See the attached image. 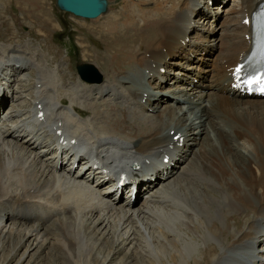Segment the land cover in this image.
<instances>
[{
    "label": "bare ground",
    "instance_id": "1",
    "mask_svg": "<svg viewBox=\"0 0 264 264\" xmlns=\"http://www.w3.org/2000/svg\"><path fill=\"white\" fill-rule=\"evenodd\" d=\"M258 1L238 0L229 10L231 14H226L229 23L221 31V56L229 64L250 47L246 37L250 26L243 19ZM19 3L32 19L44 16L46 23L51 21L46 0L37 6L29 2L30 10L23 7V1ZM158 5V12L140 9L132 32L119 27L115 11L100 22L103 27H91L104 52L96 53L85 40L83 48L86 53L95 51L107 78L104 83L93 82L84 73L86 78L78 75L83 81L101 85L66 83L63 64H57L60 72L47 69L42 51L33 48L30 41L0 45V79H7L16 100L24 96L23 82L31 80L33 88L29 107L23 101L13 103L10 121L0 125V231L11 242L13 256L26 246L20 260L28 255L33 258L50 243L56 256L84 264L105 245L116 254L134 240L138 247L142 242L151 247L152 242L170 237L175 248L181 246L178 254H174L172 244L171 253L168 246H162L170 253L172 264H250L247 259L252 256H246L250 243H259L264 237V98H245L232 88L223 65L214 80L199 82L203 88L198 99L187 91L188 95L175 104L167 100L169 95L149 91L143 102L146 89L135 87L133 79H128L133 65L150 68L153 73L148 80L154 84L159 77L168 76L159 67L169 63L170 55L186 59L188 66L176 79L188 85L196 76L208 79L213 68L211 60L198 54L196 59L190 53L206 48L210 31L201 34L205 41L183 42L189 36L188 20L196 10L201 11L197 0H168L165 4L160 0ZM203 61V68L189 66ZM32 71L35 79L30 77ZM17 73L25 77L18 87L13 84ZM163 83H158L159 87ZM199 85L194 83L190 88ZM157 93L161 100H157ZM7 95L9 91L3 92L1 104L7 103ZM154 101L156 105L170 102L157 109ZM36 104L46 110L49 127L35 120L32 111ZM164 114L176 121H163ZM167 126L186 134L183 145L172 146L173 135L166 132ZM57 128L66 138H76V150L90 152L85 164L95 157L103 170L92 166L82 170L80 162L74 164V153L69 157L60 154L52 139ZM219 140L221 147L217 148ZM191 141L199 143L197 149ZM219 151L225 153H215ZM222 155L230 157L229 161ZM122 172L130 179L145 180L135 195L124 196L126 186H115L121 178L116 176ZM138 202L142 204L135 207ZM9 218L15 221L7 228L2 221ZM100 227L102 232L98 233ZM13 238L18 239L16 244ZM108 258L102 257V264ZM161 259L158 255L149 260L161 264Z\"/></svg>",
    "mask_w": 264,
    "mask_h": 264
},
{
    "label": "rangeland",
    "instance_id": "2",
    "mask_svg": "<svg viewBox=\"0 0 264 264\" xmlns=\"http://www.w3.org/2000/svg\"><path fill=\"white\" fill-rule=\"evenodd\" d=\"M0 1L2 2V4L0 3V40L3 41L2 39H9L10 37H12L14 35V33H13L14 32L13 31L14 26L12 25V22L18 25V29L15 32H18L19 34L27 33V30H29V28H31L32 25L28 27V26H25L24 24H29V23H27V21L30 22V21L36 20V19H32L31 17L25 15L24 10L21 12L22 9L19 7V4H20L19 2L22 0H0ZM27 1H29V2L32 1V3L35 2L34 3L35 6H37L41 3V0H35V1L34 0H27ZM110 1H111V3L109 4L108 10L110 8H113V9H110L107 13L105 12L106 14L102 13L103 15L100 16L101 18L98 17V18L92 19V18L78 17V16H75L72 13H69L67 11L60 12V10L56 6L55 0H46V4L49 7V10L53 11V18H54L53 21L56 24V25H51V27L46 29L44 32V34L47 35V39L51 40L50 45L53 44V46L50 49L51 55H49L48 58H46V61H49L50 56H51L52 58L58 60L57 64H60V63L63 64L64 63L65 66H68V64H69V68H71L73 71H75L76 70V62L77 61H85L84 57H86L87 60H92V62L100 69V71H102L105 74V75L103 74V77H101L99 79V81L102 80L105 82L106 81L105 78H107L106 77L107 74L105 71H103L101 69L100 64H99V60L96 58L95 51H94V53L90 51V52H88L89 54L86 53L85 51L83 52L84 48L82 49L81 41L86 39L87 43L91 46V48H94L97 51L96 53H98V54L103 53L105 47L102 44L101 40L99 39V36L95 33L94 30L91 29V27L97 28L99 26V24H100L99 27H103V25L101 26V23H99V21L104 22L103 20H104L105 16L107 14H109L111 11H113V13L115 11V12H118V18H116L115 21H116V23H118L119 27H123V29L125 28L123 31L132 32V30H134V29H132V26H133L132 23L133 22H131V19L135 15L136 6L131 5V4L133 1L136 3L139 2V4H137V6H139V5H144L141 2H145L142 0H140L141 2L139 0H110ZM158 2H160V0H149L146 2V5H148V6H144L142 8L146 9L147 11H149L151 13H152V10L155 12L161 11V7L158 5ZM161 2L163 3V0H161ZM24 3L25 4H23V7L27 6L28 10H30V8H32V6L29 3L28 4L26 2H24ZM157 5H158V7L156 8L155 6H157ZM6 11H8L9 13H7ZM22 13H23V16H22ZM190 16H189V18H190ZM25 18H28V19H25ZM37 20H41V21L44 20L43 22H45L46 18L44 16H42L41 19H37ZM95 21H98V22H95ZM66 26L68 28H67L64 35L67 37V43H66L67 50H66V48H64L60 44V42L58 40V35H57V33L60 31H63V28L65 29ZM69 33H70V37H71L70 39L68 37ZM26 36H30V35L26 34L23 36V38ZM200 37H203V36H200ZM1 41H0V45H6V44L11 43V42L2 43ZM190 41H196V40H189L188 45H190ZM24 42H26V41H24ZM24 42H22V43H24ZM14 43H21V42H19L17 40ZM82 45H83V41H82ZM47 47L50 48L49 46H47ZM184 48L188 49L187 46ZM71 49H74L75 51L72 52ZM1 51L2 50L0 48V52ZM82 52H83L84 56H82ZM186 52L188 54V50H186ZM59 53L62 54V55H60V57H63L65 54V57H64L65 61L64 62H60V60H63L64 58L63 59L59 58ZM170 56H174V55H170ZM192 61H196V60L193 58ZM65 66H64V68H65ZM57 67H59L58 70L56 69ZM57 67L53 66L52 67L53 69L50 68V70L56 69V72H60L61 67L60 66H57ZM71 69H70V72L66 71V74L64 77L66 83H70L71 85L77 81L82 82V83H87V84H96V85H101L104 83L103 82V83L98 84V83H90V82L83 81L79 77L78 73L72 72ZM92 74H94L93 76H95L94 72ZM128 75H131L132 78L134 77L132 70L130 72H128ZM79 79H81V80H79ZM29 83H31V82L30 81L29 82H23V84H25V85H23L24 89H26V86ZM32 83L34 84V82H32ZM152 83H153V81H152ZM70 84H69V86H70ZM159 84H161V83H159ZM136 85L141 86V87L142 86L146 87L147 81H146L144 69L142 70V74H141V76H139L138 82H136ZM16 87H18V86H16ZM28 87L30 88V85L27 86V89H29ZM199 94H201V93H199ZM195 95H197V94H195ZM157 97H158L157 100H161L160 95L158 93H157ZM205 98H208V97H205ZM22 101H23L24 105H26V106L28 105L27 107H29V104H28L29 99L27 101L26 100H22ZM156 101L153 102L154 107L157 106V105H154ZM169 102L170 101L166 102L165 104H167ZM184 104H187V103H184ZM11 122H12V120H11ZM200 137H198L199 141H200ZM219 141H216V143L218 145V147L216 146L217 148L221 147V141L220 142ZM244 150L247 152L246 149H244ZM221 152L225 153V151H219V152H215V153H221ZM222 156H224L225 162L229 161L227 159L228 156H225V155H222ZM228 158H230V157H228ZM66 168H67V166H66ZM254 170L256 172V168H254ZM142 202L140 204L138 202V204H136L135 207L140 206L142 204ZM7 220H8L7 221L8 223H7L6 227L8 228L9 225H11L15 221V218L13 219V222L11 219H7ZM99 232L100 233L102 232L101 227L98 228V233ZM123 232H125V231H123ZM96 237H100V235L99 236L97 235ZM14 239L15 238H13L12 243L16 244L18 239L17 238L15 240ZM8 241H9V239L7 237H4L3 235H1V231H0V252H1L0 253V264H68V263H66V261H68V260L65 261L62 259V257L56 256V251L53 248V246H50V243H48L46 246H44L43 249L39 250V252L33 258L30 255H28L25 257L26 259H24V257H23L20 260L21 255L26 251V246L24 245L22 248H20L19 251L17 252V254H15L13 256L14 251H11V247L9 246L11 242L10 241L8 242ZM134 241H135L134 243H127L125 246H122V250L116 254H113L111 246L105 245V246H103V251L101 250L100 254H98L99 257L97 255L96 257H94L92 259L90 258L91 260H88L85 263H84V260H81L80 262L84 263V264H102V262H103L102 257L104 258L105 256L109 255V258L106 260L105 264H151V262H150L151 258H157V256L159 255L160 258L167 260L166 261L167 264H172L171 261L169 262V256H168L172 252L170 245L172 244V246L174 247V249H173L174 254H178V250L181 247L180 246L178 248H175L170 237L167 238L166 240L161 239L160 242H156V241L152 242L151 247H148L147 244H145V242H144V244H145L144 245L142 242V243H139V247H140L139 248L137 246L138 244H136L137 240H134ZM167 241H169V242H167ZM137 243H138V241H137ZM110 245H112L113 249H114L115 245L112 243H110ZM162 246H164L165 248L168 246L166 249H168V251L170 253H167L166 252L167 250H162V249H165L164 247L162 248ZM4 247H6V248H4ZM152 249H154V250L152 251ZM35 250L31 251V253L34 252ZM148 250H150V251L148 252ZM176 251H177V253H176ZM37 255H38V257H37ZM7 257H8V259L5 260ZM129 257H131L130 258L131 260L129 259ZM85 258H89V257H85ZM163 259H161V264H164ZM147 260H148V263H147ZM68 262H70V261H68ZM69 264H72V263L70 262ZM153 264H160V263H156V261H155V263H153Z\"/></svg>",
    "mask_w": 264,
    "mask_h": 264
},
{
    "label": "water",
    "instance_id": "3",
    "mask_svg": "<svg viewBox=\"0 0 264 264\" xmlns=\"http://www.w3.org/2000/svg\"><path fill=\"white\" fill-rule=\"evenodd\" d=\"M62 8L84 16H96L107 9L108 0H57Z\"/></svg>",
    "mask_w": 264,
    "mask_h": 264
},
{
    "label": "snow or ice",
    "instance_id": "4",
    "mask_svg": "<svg viewBox=\"0 0 264 264\" xmlns=\"http://www.w3.org/2000/svg\"><path fill=\"white\" fill-rule=\"evenodd\" d=\"M241 70V67H237L235 69V72L238 74ZM249 84H258L260 85V90L264 91V73H262L261 75H257L255 77H253L252 79L246 81Z\"/></svg>",
    "mask_w": 264,
    "mask_h": 264
}]
</instances>
